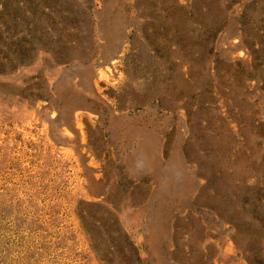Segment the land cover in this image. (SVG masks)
Wrapping results in <instances>:
<instances>
[{
  "label": "rangeland",
  "instance_id": "374dc122",
  "mask_svg": "<svg viewBox=\"0 0 264 264\" xmlns=\"http://www.w3.org/2000/svg\"><path fill=\"white\" fill-rule=\"evenodd\" d=\"M0 264H264V0H0Z\"/></svg>",
  "mask_w": 264,
  "mask_h": 264
}]
</instances>
